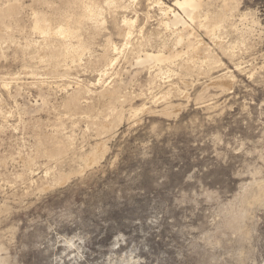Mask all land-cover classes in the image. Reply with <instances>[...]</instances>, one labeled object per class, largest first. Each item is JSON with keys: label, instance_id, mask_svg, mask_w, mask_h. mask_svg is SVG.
I'll return each mask as SVG.
<instances>
[{"label": "rangeland", "instance_id": "rangeland-1", "mask_svg": "<svg viewBox=\"0 0 264 264\" xmlns=\"http://www.w3.org/2000/svg\"><path fill=\"white\" fill-rule=\"evenodd\" d=\"M14 1V17L0 15V264H264V0H203L209 16L185 25L216 62L188 73L153 0H124L115 17L97 0L104 27L134 19L111 67L99 36L47 67L33 23L62 25L64 0ZM140 43L177 56L137 68Z\"/></svg>", "mask_w": 264, "mask_h": 264}, {"label": "bare ground", "instance_id": "bare-ground-1", "mask_svg": "<svg viewBox=\"0 0 264 264\" xmlns=\"http://www.w3.org/2000/svg\"><path fill=\"white\" fill-rule=\"evenodd\" d=\"M3 1L5 3H7L8 5L6 8H0L1 18H4V17L5 18L6 17L12 18V17H14V15H15V13H14L15 12L14 11L15 1L14 0L13 1L12 0H3ZM104 2H105L104 4H106V6L109 5L110 8H111V6L114 7V9L112 11L110 10V12L113 13L114 17L117 16V14H116L117 12L122 11L125 8L124 7L125 6L124 0H105ZM152 2L156 5H158L159 9L163 12V15L166 16L165 17L166 20L163 21L162 24L166 28L173 29L175 32V35L173 37L174 40L172 38H170V39L175 41V44H183L187 48L186 49L187 50L186 52L188 53V55L186 56L187 58L179 64L180 67L182 68V70H184L185 73H188L189 71L191 72L194 70H200L199 72H202V70L204 68L203 69H196L197 65H195V64H196V59L198 60V58L201 57L199 55L202 52L201 48L205 47L204 43H203L204 41L202 42V40H201L202 38L201 39L197 38V36L194 34V32L190 31V29H188L186 27V25H185L186 20L185 19H188L189 21L194 23V22L198 21L197 19L203 14H204L205 18H207L209 16L208 15L209 11L201 14L202 11H204L203 0H173L171 5H167L160 0H153ZM63 5H64V11H63V13L61 12V16H60L61 21H63L62 25L53 27L52 24L50 22H48L49 19H45V18L41 19V17L39 18L37 16L35 17V21L33 23V30L35 32L37 31V32L41 33L42 37H43L42 41H44V44H43L42 48L44 51H43V53H40V54H43L44 56L47 55L48 59L45 60L47 63V67L49 65H51L50 64L52 62L51 60L54 58H57L58 56H63L62 61L66 62L65 59L69 58L71 63L76 62L77 58L81 55V53H83L84 50L88 49L90 44L95 43L94 42L96 39L95 37H97V36H99L101 39H103L102 43L100 45H97V47H98V51H100L99 55L101 57L105 58L104 61H105L106 66L111 67L112 65H114L117 62V60L120 56L124 55V48H125L126 44L129 43L130 35L135 32V31L133 32V23H134L133 18L132 19L126 18V16L124 17V15L122 14L123 15L121 17L122 20L120 19L121 21L119 23L115 22L114 28L112 29V28H107V27L103 26L104 25V17L102 15V11L97 6V0H64ZM172 6L177 7L181 11V13L175 11V9H173ZM226 6L227 5H225V8H226ZM62 10H63V8H62ZM226 10L227 9H223L220 13H218V14L216 13L217 15L215 14L216 16H213V20H211V23H209L208 19L206 20V22L208 21V23L207 24L204 23L205 21L203 19H205V18L203 16L202 20L204 22L201 21V22H203V24L201 23V25L206 28L207 33L210 31L211 32L214 31L217 23L222 21V19H224V17L226 16ZM146 15L149 16L148 14H146ZM147 16H146V18H147ZM88 22H90V27H92V32L90 34H85V35L83 34L84 37L82 38L81 37L82 33H80L79 30L83 29V26L84 25L86 26V23H88ZM136 30H137V28H136ZM3 31H5V30H3ZM115 34L118 37H120L119 38L120 42H118V41L116 42L114 40L113 35L115 36ZM143 42H145V41H143ZM170 42H172V41H170ZM166 43H167V41H166ZM141 45H142L141 43L135 44V46H132L130 48V51L128 50L129 53L132 55V60L135 61L136 67L137 66L140 67V65L152 64L154 62H156V63L165 62V61L170 60L172 57L177 56V52H173V51L171 52V50H169L171 53L165 55L163 52H160L162 48L160 49V51H157V52H149V51H146L144 49H141L140 48ZM125 49L127 50L128 47ZM141 52H143V53H141ZM111 54H112V56L110 57ZM59 58H58V60L54 59L52 65L54 64V65L58 66V64L61 62V60H59ZM208 58H209V60H207ZM61 59H62V57H61ZM181 59H183V58H181ZM201 60L203 63L202 65H205V67H208L212 62H216V61H213L214 59H212L208 55H204L203 59L201 57ZM239 64L237 66H240ZM173 67H175V66H173ZM58 68L56 67V69H58ZM54 71L56 72L55 69H54ZM105 71H106V69L102 70V73L100 74V78H98L96 84L100 83L101 77L105 74ZM31 73H32V71H31ZM216 78H214V79H216ZM210 81H212L211 77H210ZM224 84H230V83L224 82ZM78 90H80V89H78ZM117 94H118V90L116 88V89H112V90L106 89V91H101L99 95H101L103 97H107L108 99L111 100V99H117L118 98ZM76 98H78V97L76 95H74L72 97V99H73L72 101H74ZM119 100H120V98H119ZM77 102H78V100H77ZM101 128L103 130L108 129L109 123L102 122ZM103 145H104L103 141L99 142L98 144H95V146L93 148H91V151L85 155H81V158L85 161V163H87L89 165H92V164L98 162L99 156H100L101 151L103 150V147H104ZM62 149H63V147L59 146L57 148V151L60 152Z\"/></svg>", "mask_w": 264, "mask_h": 264}]
</instances>
